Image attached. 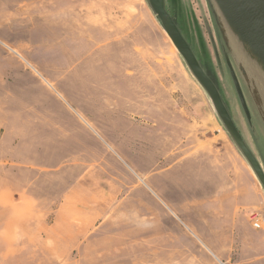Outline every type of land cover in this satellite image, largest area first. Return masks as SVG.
<instances>
[{
    "label": "rangeland",
    "instance_id": "1",
    "mask_svg": "<svg viewBox=\"0 0 264 264\" xmlns=\"http://www.w3.org/2000/svg\"><path fill=\"white\" fill-rule=\"evenodd\" d=\"M164 7L264 172L226 15ZM263 234L264 186L148 0H0V264H264Z\"/></svg>",
    "mask_w": 264,
    "mask_h": 264
},
{
    "label": "water",
    "instance_id": "2",
    "mask_svg": "<svg viewBox=\"0 0 264 264\" xmlns=\"http://www.w3.org/2000/svg\"><path fill=\"white\" fill-rule=\"evenodd\" d=\"M221 10L239 34L245 38L258 52L264 63V0H216ZM151 9L160 20L166 34L170 38L172 44L180 53L187 66L195 76L197 81L201 84L207 92L214 109L223 123L224 127L230 134L233 141L236 143L244 157L249 162L258 179L264 186V172L250 148L244 141L241 133L236 127L231 115L225 107L221 96L212 82V80L205 74L193 54L188 43L178 30L172 18L164 7V0H148ZM233 85L238 96L241 107L247 121L250 122V112L248 110L245 97L241 90L239 81L233 71L231 64L227 63Z\"/></svg>",
    "mask_w": 264,
    "mask_h": 264
},
{
    "label": "bare ground",
    "instance_id": "3",
    "mask_svg": "<svg viewBox=\"0 0 264 264\" xmlns=\"http://www.w3.org/2000/svg\"><path fill=\"white\" fill-rule=\"evenodd\" d=\"M224 27L225 33L231 40L232 46L241 60L242 67L248 73L249 79L254 86L258 103L264 111V63L257 50L239 34L230 22L226 21Z\"/></svg>",
    "mask_w": 264,
    "mask_h": 264
},
{
    "label": "flooded vegetation",
    "instance_id": "4",
    "mask_svg": "<svg viewBox=\"0 0 264 264\" xmlns=\"http://www.w3.org/2000/svg\"><path fill=\"white\" fill-rule=\"evenodd\" d=\"M225 37H226V41H227V43H228V45L230 46V48H231V50H232V52H234V54H235V56H236V53H235V51H234V48H233V46H231L232 45V43H231V40L229 39V37H228V35L225 33ZM228 70H229V68H228ZM234 71V70H233ZM229 74H230V71H229ZM236 75V74H235ZM230 77H231V75H230ZM232 79V78H231ZM233 82V81H232ZM248 103V101H246V104ZM247 107H248V110H250V106L247 104ZM242 108V107H241ZM242 110H243V108H242ZM244 112V111H243ZM244 116H245V114H244ZM245 118H246V116H245ZM246 120H247V118H246ZM249 122V121H248ZM249 123H251V119H250V122ZM240 132V131H239Z\"/></svg>",
    "mask_w": 264,
    "mask_h": 264
},
{
    "label": "built area",
    "instance_id": "5",
    "mask_svg": "<svg viewBox=\"0 0 264 264\" xmlns=\"http://www.w3.org/2000/svg\"><path fill=\"white\" fill-rule=\"evenodd\" d=\"M252 226L255 229H261V222L259 221V219L255 218L252 220Z\"/></svg>",
    "mask_w": 264,
    "mask_h": 264
},
{
    "label": "crops",
    "instance_id": "6",
    "mask_svg": "<svg viewBox=\"0 0 264 264\" xmlns=\"http://www.w3.org/2000/svg\"><path fill=\"white\" fill-rule=\"evenodd\" d=\"M245 204V203H244ZM244 204H242V205H244ZM229 226H233V223L231 222V223H229ZM255 229V228H254ZM264 235V234H263ZM260 243H263V245H264V238L260 241ZM263 247L264 246H256V244L254 245V247L252 248L253 250H257V249H263Z\"/></svg>",
    "mask_w": 264,
    "mask_h": 264
}]
</instances>
